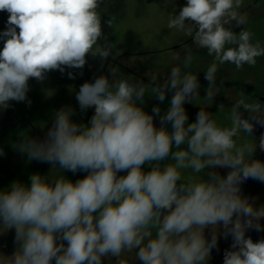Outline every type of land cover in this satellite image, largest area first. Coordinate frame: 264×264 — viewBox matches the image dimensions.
Instances as JSON below:
<instances>
[{"label": "clouds", "instance_id": "9594fccd", "mask_svg": "<svg viewBox=\"0 0 264 264\" xmlns=\"http://www.w3.org/2000/svg\"><path fill=\"white\" fill-rule=\"evenodd\" d=\"M102 0H0V110L27 103L30 80L58 71L75 79L88 58L101 66L111 50L98 8ZM242 0H186L169 14L167 28L191 37L213 60L204 73L205 98H214L219 67L242 70L264 56V43L245 29ZM234 22V23H233ZM240 29L238 32L235 29ZM103 42V43H101ZM172 67L147 82L94 75L79 86V111H55L44 137L25 135L12 147L29 161L50 165L0 188V236L13 235V251L0 264H264V203L244 193L248 181L264 185V102L243 92L231 105L230 125L204 109L191 119L186 105L200 98L199 75ZM170 97V99H169ZM155 100L147 110V100ZM168 101L166 109L161 105ZM218 109L224 105L219 104ZM0 148V156H4ZM55 172V175L51 173ZM66 173L78 176L70 179Z\"/></svg>", "mask_w": 264, "mask_h": 264}, {"label": "rangeland", "instance_id": "374dc122", "mask_svg": "<svg viewBox=\"0 0 264 264\" xmlns=\"http://www.w3.org/2000/svg\"><path fill=\"white\" fill-rule=\"evenodd\" d=\"M185 3L186 0H102L98 12L102 20H112L111 26L105 25L103 29L111 50L108 61L101 66L99 58L89 57L82 70L83 75H80L81 70H70L73 71L75 79H70L66 73L54 71L43 82L30 80L28 98L32 101L31 105L11 102V107L7 110H0V148L5 152L4 156H0V188L8 187L17 179L28 182L29 175L35 172L42 175L49 172L50 165L29 161L27 156H22L12 146L20 143L25 135L42 139L51 126L55 111L61 107H72L76 112L73 120L86 122L93 110L89 109L86 114L80 113L75 93L83 82L94 75L110 70L117 79L126 78L131 82H147L148 74L152 73L164 79L172 67L183 68L184 56L191 50L193 60L187 71L199 75L201 89L200 98L193 105H186L190 121L195 118L199 109H204L213 114L220 126H229L231 105L238 98L237 94L242 92V86L248 89L249 94L246 96L253 101H259L255 95H264V56L257 58L255 66L245 64L242 70H237L228 63L220 66L216 74L218 92L211 100L205 98L207 81L204 73L213 58L207 55L206 49H196L191 37L167 28L169 14L178 11L177 6ZM237 11L246 15L247 24L243 27L255 33L253 42L260 40L264 43V0H242ZM6 19L7 14L0 13V30L4 28ZM239 30L235 29L237 32ZM219 104L224 105L223 109H218ZM261 132L264 129L257 128L255 135L258 137ZM256 157L264 160V153L258 149ZM66 175L75 180L80 174ZM242 188L245 194L259 197L258 203H264V188L247 183ZM253 233L255 232L248 235L252 236ZM13 235L14 232H9L0 236V251L11 254ZM261 236L264 233H256L252 238L255 241ZM229 244L230 239L220 240V252L213 251L210 264L220 258L218 264H222L223 250ZM125 259L128 264H137L134 256H126ZM106 264L109 262L106 261Z\"/></svg>", "mask_w": 264, "mask_h": 264}, {"label": "trees", "instance_id": "16d2710c", "mask_svg": "<svg viewBox=\"0 0 264 264\" xmlns=\"http://www.w3.org/2000/svg\"><path fill=\"white\" fill-rule=\"evenodd\" d=\"M253 70H256V69H253ZM241 88V91L245 94V95H248L249 93H248V89H247V87H240ZM263 94H264V92H263ZM254 95V94H253ZM263 96L264 95H261L260 97H257L256 95H255V98H258V100L259 101H261V102H264V100H263ZM169 99H170V97H169ZM154 103H156V101L155 100H152V99H148L147 100V110H151V107L153 106V104ZM167 103H168V101L166 100L165 102H164V104H162L161 105V107H162V110L163 109H166V107H167ZM9 114L7 113V116H8Z\"/></svg>", "mask_w": 264, "mask_h": 264}, {"label": "water", "instance_id": "95a60500", "mask_svg": "<svg viewBox=\"0 0 264 264\" xmlns=\"http://www.w3.org/2000/svg\"><path fill=\"white\" fill-rule=\"evenodd\" d=\"M263 100H264V96H263ZM247 184H251V185H255V186H258V187H261V188H264V185L256 182V181H248ZM221 259V258H220ZM220 259H217L215 261H213L211 264H217L219 262Z\"/></svg>", "mask_w": 264, "mask_h": 264}, {"label": "flooded vegetation", "instance_id": "af4514ba", "mask_svg": "<svg viewBox=\"0 0 264 264\" xmlns=\"http://www.w3.org/2000/svg\"><path fill=\"white\" fill-rule=\"evenodd\" d=\"M256 234V232L255 233H253V235L252 236H254ZM218 264V263H217Z\"/></svg>", "mask_w": 264, "mask_h": 264}]
</instances>
